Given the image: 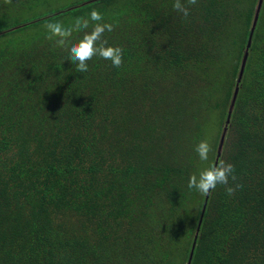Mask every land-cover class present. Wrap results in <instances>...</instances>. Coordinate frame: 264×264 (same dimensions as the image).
<instances>
[{"label": "trees", "instance_id": "16d2710c", "mask_svg": "<svg viewBox=\"0 0 264 264\" xmlns=\"http://www.w3.org/2000/svg\"><path fill=\"white\" fill-rule=\"evenodd\" d=\"M181 2L0 0V264H264V0L241 79L259 0ZM94 8L123 63L78 73L45 25Z\"/></svg>", "mask_w": 264, "mask_h": 264}, {"label": "clouds", "instance_id": "9594fccd", "mask_svg": "<svg viewBox=\"0 0 264 264\" xmlns=\"http://www.w3.org/2000/svg\"><path fill=\"white\" fill-rule=\"evenodd\" d=\"M6 3H11V0H6ZM197 0H187V5H196ZM174 11L182 14L183 17H188L189 7L181 0H174ZM104 17L97 9H92L88 13L87 18L76 17L74 25L65 27L61 22H49L45 25L49 35L47 38L56 39L57 46H65L74 31L83 32V36L78 42L73 43L68 49V59L72 64L76 65V72L85 73L89 70L88 61L93 57L98 56L104 60H109L113 67L119 68L123 63V49L120 47L108 46V41L103 38L104 33L114 31V25L111 23H102ZM92 23L91 31H86ZM212 150L210 143L207 140L201 141L196 145L195 151L201 161H207L209 153ZM229 179L233 182L237 177L234 175V165L221 159L218 165H213L204 168L199 174L191 175L187 187L192 190H197L202 195H208L211 190H215L218 185L225 186V191L228 195H234L237 188L242 187L236 184L235 187L229 186Z\"/></svg>", "mask_w": 264, "mask_h": 264}, {"label": "water", "instance_id": "95a60500", "mask_svg": "<svg viewBox=\"0 0 264 264\" xmlns=\"http://www.w3.org/2000/svg\"><path fill=\"white\" fill-rule=\"evenodd\" d=\"M262 4H263V0H259L258 6H257L256 15H255V19H254L253 26H252V29H251V34L249 36L247 50H246V53H245V56H244V59H243V63H242V68H241V72H240V79H241V77H242V75L244 73V69H245V66H246L247 59H248V49L251 47V44H252V39H253L254 31H255V28H256V25H257V22H258V19H259V14H260V11H261V8H262ZM237 93H238V89L236 90V93H235V96H234V99H233V105H234L235 99L237 97ZM232 109L233 108H231V111H232ZM230 115H231V112L229 113L228 123L230 121ZM226 133H227V130H226V128H224V132H223V135H222V137L220 139V143H219V146H218V157H217V159H219L221 154H222L223 146H224L225 139H226ZM216 165H217V163H216ZM205 208H206V204L204 206L203 213L205 211ZM202 218H203V215H202L200 223H199V228L201 226ZM194 249H195V244L193 246V249H192L188 264L192 263V259H193V255H194Z\"/></svg>", "mask_w": 264, "mask_h": 264}]
</instances>
